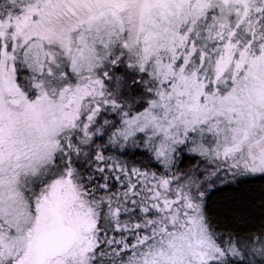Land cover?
<instances>
[{
    "label": "snow or ice",
    "instance_id": "obj_1",
    "mask_svg": "<svg viewBox=\"0 0 264 264\" xmlns=\"http://www.w3.org/2000/svg\"><path fill=\"white\" fill-rule=\"evenodd\" d=\"M0 264H264V0H0Z\"/></svg>",
    "mask_w": 264,
    "mask_h": 264
},
{
    "label": "rangeland",
    "instance_id": "obj_2",
    "mask_svg": "<svg viewBox=\"0 0 264 264\" xmlns=\"http://www.w3.org/2000/svg\"><path fill=\"white\" fill-rule=\"evenodd\" d=\"M123 68H124V66H123V65H118L116 70H117V71H122V70H123Z\"/></svg>",
    "mask_w": 264,
    "mask_h": 264
},
{
    "label": "trees",
    "instance_id": "obj_3",
    "mask_svg": "<svg viewBox=\"0 0 264 264\" xmlns=\"http://www.w3.org/2000/svg\"><path fill=\"white\" fill-rule=\"evenodd\" d=\"M129 71H131V70H129Z\"/></svg>",
    "mask_w": 264,
    "mask_h": 264
}]
</instances>
